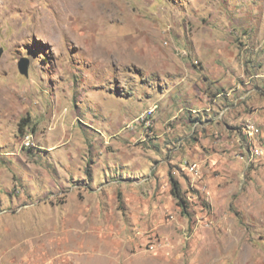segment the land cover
Masks as SVG:
<instances>
[{
    "label": "rangeland",
    "instance_id": "1",
    "mask_svg": "<svg viewBox=\"0 0 264 264\" xmlns=\"http://www.w3.org/2000/svg\"><path fill=\"white\" fill-rule=\"evenodd\" d=\"M100 5L0 0V264H264V0Z\"/></svg>",
    "mask_w": 264,
    "mask_h": 264
},
{
    "label": "bare ground",
    "instance_id": "2",
    "mask_svg": "<svg viewBox=\"0 0 264 264\" xmlns=\"http://www.w3.org/2000/svg\"><path fill=\"white\" fill-rule=\"evenodd\" d=\"M51 1L53 4V7L55 8L54 10H56V13H58V15L60 17V21L62 20V22L64 21V23L69 21L70 19L74 18L75 16L80 17L83 21H87V20L89 21V20H96L98 18V16L101 15L100 0H51ZM44 24L49 25V22L47 20H44ZM53 26H55V25H53ZM53 26L49 25L50 29L53 28ZM61 28H64V27H62V25H61ZM28 30H29V28H28ZM113 55L117 56L118 59H120V56L118 55L117 52H113Z\"/></svg>",
    "mask_w": 264,
    "mask_h": 264
},
{
    "label": "built area",
    "instance_id": "3",
    "mask_svg": "<svg viewBox=\"0 0 264 264\" xmlns=\"http://www.w3.org/2000/svg\"><path fill=\"white\" fill-rule=\"evenodd\" d=\"M244 131H245V134L247 136V140H250V141L254 140L255 137L257 136L258 132H259L258 129L255 128V126H253L249 123L246 125V128ZM195 169H196L195 164L190 166L191 171H194Z\"/></svg>",
    "mask_w": 264,
    "mask_h": 264
},
{
    "label": "trees",
    "instance_id": "4",
    "mask_svg": "<svg viewBox=\"0 0 264 264\" xmlns=\"http://www.w3.org/2000/svg\"><path fill=\"white\" fill-rule=\"evenodd\" d=\"M172 195L174 196V198L177 200L179 206L182 208L181 211H184L185 209V202L184 200L181 198V195H180V188H179V185L178 183L176 182H172Z\"/></svg>",
    "mask_w": 264,
    "mask_h": 264
},
{
    "label": "water",
    "instance_id": "5",
    "mask_svg": "<svg viewBox=\"0 0 264 264\" xmlns=\"http://www.w3.org/2000/svg\"><path fill=\"white\" fill-rule=\"evenodd\" d=\"M2 54V50H0V56ZM19 69V73L24 75V76H27L28 75V66L26 63H21L20 66L18 67Z\"/></svg>",
    "mask_w": 264,
    "mask_h": 264
}]
</instances>
